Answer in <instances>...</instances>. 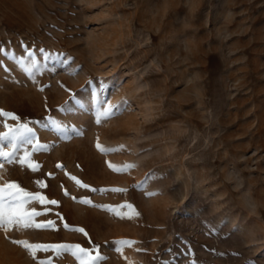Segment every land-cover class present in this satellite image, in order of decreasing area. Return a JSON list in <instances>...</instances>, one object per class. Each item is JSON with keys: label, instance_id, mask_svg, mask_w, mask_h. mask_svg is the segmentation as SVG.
<instances>
[{"label": "rangeland", "instance_id": "374dc122", "mask_svg": "<svg viewBox=\"0 0 264 264\" xmlns=\"http://www.w3.org/2000/svg\"><path fill=\"white\" fill-rule=\"evenodd\" d=\"M0 110V264H264V0H0Z\"/></svg>", "mask_w": 264, "mask_h": 264}, {"label": "snow or ice", "instance_id": "6c2138e0", "mask_svg": "<svg viewBox=\"0 0 264 264\" xmlns=\"http://www.w3.org/2000/svg\"><path fill=\"white\" fill-rule=\"evenodd\" d=\"M41 53H44V49H40L39 50ZM26 57L27 58H31V65L32 67H36L37 61L34 58V53L30 50H26ZM26 57H21L20 61L21 63L24 62ZM103 87V84H101V88ZM77 104H81L80 100H76ZM98 106L103 105L105 102L102 100L97 99L96 101ZM113 106L109 105L106 108H103V110H100V108L98 107L97 109V116H96V123H100L101 122V118L102 117H108L110 116L111 113V108ZM66 111L69 109H65ZM0 116H4V117H10L13 120H16L17 117L9 112H4L2 110H0ZM49 123L55 128L56 131L58 132H62L65 133L68 131V127L65 125H62L61 123H58L55 120H49ZM5 127H8V125H5ZM20 129H22L25 133H30L33 135L34 137V133L32 128L28 127L27 124H21ZM12 131H16L15 129H11L10 128V132ZM75 131V130H73ZM8 135V133H3L0 134V137H6ZM67 138V137H66ZM29 144H33V139H28L27 141ZM46 145H41L39 143L33 144V148L34 150H39L40 148H45ZM96 147L102 152V153H109V152H113L116 151L115 149H108V148H102L99 143H97ZM0 157L5 158V160L8 163H14V158H13V154L9 153V152H4V151H0ZM20 163L23 164L25 163L24 160H20ZM110 168H114L113 165L109 164ZM136 167L135 165L129 164V165H125L123 168H114V170L116 171H126L128 169L134 168ZM38 186L43 187V184H39ZM85 187H87V185H85ZM18 186L15 183H10L4 187H0V228H4L5 230L8 229V227L10 225H16L22 229H29V228H36V229H41V228H45V227H54V222L53 221H46L45 223H35L34 222V218L38 217L40 215H42L43 213H41L40 211H37L35 208H32L30 211H25V205L35 202V203H39L40 205H45V204H57L58 202L55 200H51V201H47L43 196H41L39 193L33 194L30 192H27L23 189H19L16 192H13L12 189H17ZM149 195H152V193H149ZM85 203H90V201H84ZM129 207H131L129 205ZM48 211L47 209H45V212ZM65 228H68L69 226L67 224H64ZM76 231H80L83 232V229H74ZM85 235H87L85 233ZM12 243L17 244V245H21L23 246L26 250L30 251L32 249H37V250H47V247L49 246H43L40 244H29L26 241H21V240H13ZM115 245H117L116 247V251H120V246L123 245H129L131 243H134L132 241H128V240H120V241H114L113 242ZM56 248H77L79 249V252H73V255L76 256V258L78 260L82 261V264H91L92 261H98V260H102L104 259V257L100 256V255H96L94 257H89L88 261L85 262L83 260V257H88L89 255V249H85L83 247H81L80 245H74V246H69V245H57V246H53ZM99 246L96 245L93 247V250L97 249ZM33 256L35 255V253H32ZM41 264H43V262H41Z\"/></svg>", "mask_w": 264, "mask_h": 264}]
</instances>
